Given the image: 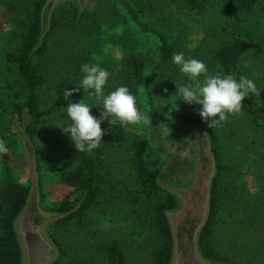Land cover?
Listing matches in <instances>:
<instances>
[{
  "label": "trees",
  "instance_id": "1",
  "mask_svg": "<svg viewBox=\"0 0 264 264\" xmlns=\"http://www.w3.org/2000/svg\"><path fill=\"white\" fill-rule=\"evenodd\" d=\"M45 1L0 0L2 27L6 29L0 31V142L6 151L16 145L14 137H8L12 126L9 115L33 146L36 171L57 173L69 189L60 202L43 209L65 216L48 229L49 238L59 250L54 264H128L123 243L100 242L96 249L90 242L92 231L115 223H121L123 229L132 227L131 236H136L135 241L147 249L149 257L142 264H170L172 258L173 233L168 214L178 208L179 202L174 193L159 184L162 155L166 153L162 146H154L147 133L136 135L128 130L135 125H110L105 119L101 123L105 135L99 147L78 152L57 126L70 123L63 91L79 88L81 65L98 64L97 58L104 51L113 61L107 58L108 64L99 65L110 74L115 73L118 85L128 87L137 98L138 109V92L142 91L149 118L160 131H172L183 122L208 137L215 170L208 191V214L197 243L202 256L225 264H264V257L231 262L216 252L212 240L218 221L220 181L228 170L240 178L241 163L250 159L254 149L233 159L240 167L231 165L232 155L222 150L215 126L210 128L198 113L187 109L169 117L166 104H155L147 76L148 71L164 68L184 48L192 26L201 33L199 45L203 44L212 54L214 74L245 76L247 65H242V61L260 45L256 31L264 30V0H90L80 16L75 5L68 2L54 12L50 30L32 53L38 42L40 11ZM230 11L237 14L235 20L229 18ZM253 13L258 16L251 33L244 21ZM239 17L243 18L238 20ZM119 27L123 33L117 38L113 33L117 35ZM129 28L154 35L160 45L150 53L130 49L125 43L128 39H124ZM110 34L114 36L111 39ZM128 36L132 38L133 34ZM88 91L74 92L71 102L89 101ZM242 104V112L264 132V104L255 94ZM99 111L100 108L95 116L99 117ZM6 151L0 152V264H20L13 222L26 205L30 186L14 178ZM261 159L256 156L254 165L250 163L255 173ZM126 174V181L118 179ZM261 179L258 177V181ZM261 191V186L255 187L249 200L260 202L257 196L262 195L258 194ZM39 197L42 207L44 194Z\"/></svg>",
  "mask_w": 264,
  "mask_h": 264
},
{
  "label": "rangeland",
  "instance_id": "2",
  "mask_svg": "<svg viewBox=\"0 0 264 264\" xmlns=\"http://www.w3.org/2000/svg\"><path fill=\"white\" fill-rule=\"evenodd\" d=\"M217 1L220 3L223 2V0ZM107 6V4L103 6L104 11H106ZM257 16L256 13H253V15L248 16V20L245 19L244 21L246 24L245 27H247L251 33H254L252 23L255 22V17ZM229 18L235 20L237 14L230 11ZM242 18L243 17H239L238 20ZM3 21V16L0 15L1 32L6 30L2 27ZM117 30V35L116 33L113 34L118 38V34L123 33V28L119 27ZM128 34H133V37L128 38L131 37L128 36ZM255 35H258L257 38L260 41V45L247 54L245 60L242 61V65H247V74L245 77L252 79L257 88L261 90L259 94L255 96L259 102L264 104V30H257ZM109 36L110 39L114 37L111 34ZM117 38L114 41H117ZM124 39H128L125 43L130 45V49L142 53H150L160 45L154 35L139 33L138 29L130 30L129 28ZM200 39L201 33L199 28L192 26L191 33L184 43V48L182 47L178 53H184L186 59L196 58L202 60L208 69V73L215 75L212 54L210 50L203 47V44L199 45ZM117 50H119V48ZM119 52L122 55L120 50ZM249 56L251 58L248 59ZM111 57L115 60L114 55H111ZM107 58L111 60L109 54L104 51L101 58H97L98 64L102 66L108 64L106 61ZM114 74L113 72L109 76L104 89L105 94L122 86L121 84L118 85V79H114L117 76ZM147 76L152 85V95L155 98V104H166L169 117H175L186 109L198 113L199 105H188L178 100L179 98L175 96L177 91L175 83L184 84L190 81L184 74L179 72L177 66L172 62L168 63L159 71H148ZM200 79L202 80L203 76H201ZM165 89H167L166 92L164 91ZM141 93L142 91L139 90V109L144 108L145 110L146 99L142 97ZM98 109L99 107L97 106L92 107L91 110L94 111V116ZM145 113L148 114V107ZM5 115L6 114H3L2 116ZM7 116L12 122L8 137L11 139L13 136L16 142L14 148L10 146L8 151L5 150L7 154H9L10 164H8L11 168V173L18 183L31 187L32 179L29 164H32L33 146L29 140L24 139L21 129L15 126L14 118L9 115ZM179 124L180 123H178L176 128L172 131H168L174 132L175 137L166 141H163V139L165 138L164 133L167 132L160 131L157 125L152 123L151 120L148 123L137 124V126H134L135 128H128L129 131H132L136 135H138V132L147 133L150 142L153 143L154 146H162L164 152H166L162 155V165H160L161 173L159 177V184L166 190L175 195H178L181 191L184 192L193 181L194 169L198 171V178L194 187L195 194L191 193L189 195H184V201H181V206L183 205L182 214L176 218L172 216L169 217L172 230H174L184 214L188 213L198 219L204 217L206 208L201 198H207L210 179L214 175L215 170L214 161L206 146L208 140L205 139L202 133L198 139L196 138V140H193L194 135L196 136L197 134V132H194L195 129H189L186 125ZM254 125L255 123L244 113L242 115H229L226 121L222 122L220 125H214L219 143L223 148L222 150L225 152L229 151L230 155H232L231 165L236 164L234 167H240L237 162L233 161L234 158L244 157L246 152L254 149V152L250 155V159H243L244 162L241 163L240 178H237L235 172L228 170L220 181L218 221L212 240L217 250L216 252L227 257L234 263H237V261L243 263L250 258L260 260L264 257V202L261 201V199H264V159L262 157L264 155V132ZM188 129L192 132V135L188 133ZM189 136L193 142L192 144L186 139L190 138ZM196 143H198V147H200V152H198L199 161L195 166L197 158H195L194 155V148H197ZM190 150L192 151L191 153ZM256 156L262 158V161H259V165H257L259 169L257 173L253 170L254 167H250V163L254 165V158ZM169 161H171L172 164H170ZM127 177L128 174L119 176L118 179L125 180ZM258 177L262 178V182L258 181ZM37 183L39 196L40 193L44 194V201L41 207L44 210H46L48 206L60 202L69 192L68 187L60 182L58 174L53 171L41 169L39 173L37 172ZM258 186L262 188V191L258 193L262 195L257 196L260 202L257 201L253 203L250 201L251 199L249 200V197L254 194L255 187L257 188ZM178 205L180 206V202ZM123 228L124 226H122L121 223L103 225L99 229L96 228L95 232L92 231L94 235L91 237L90 242L96 246V249L100 242H121L124 246L123 249L128 264H142L145 262V259L149 257L147 249L142 243L135 241L137 239L136 236H131L130 230H133L132 227L128 229ZM92 229H95V227Z\"/></svg>",
  "mask_w": 264,
  "mask_h": 264
},
{
  "label": "clouds",
  "instance_id": "3",
  "mask_svg": "<svg viewBox=\"0 0 264 264\" xmlns=\"http://www.w3.org/2000/svg\"><path fill=\"white\" fill-rule=\"evenodd\" d=\"M171 62L190 81L184 84L174 82L177 89L175 96L188 105H199L198 115L208 122L210 128L226 121L229 115H242V101L261 91L252 79L243 75L237 78L234 74H209L202 60L186 59L182 52L175 53ZM80 71L82 78L79 88L63 91V97L68 101L66 118L70 123L67 126L57 125L70 138L78 152H91L99 147L105 135V130L101 128L105 119L110 125L150 122L149 115L138 109L137 98L127 86H119L105 94L110 73L104 67L84 63ZM81 89L89 90V101L71 102L73 93ZM93 106L100 108L99 117L91 114ZM5 150L3 142H0V152Z\"/></svg>",
  "mask_w": 264,
  "mask_h": 264
},
{
  "label": "water",
  "instance_id": "4",
  "mask_svg": "<svg viewBox=\"0 0 264 264\" xmlns=\"http://www.w3.org/2000/svg\"><path fill=\"white\" fill-rule=\"evenodd\" d=\"M68 2L75 5L79 16L86 10L87 7H89L90 4V0H46L40 11V33L38 42L33 47L32 53L36 51L39 46H41L45 35L50 30L51 18L54 12L60 6ZM180 124H183V122H180ZM185 125L189 127L187 124ZM189 129L193 128L189 127ZM197 131L202 133L205 139L208 140L207 135L203 131L194 130V132ZM164 134L165 138L163 141L170 140L175 137L174 132H167ZM23 136L25 140H29L26 135ZM207 142L206 146L209 150L210 144L209 141ZM31 163L32 164H29V166L32 180L29 197L25 207L13 222V231L16 235L21 252L20 264H54L59 258V250L49 238L48 229L54 222L65 216L45 212L41 208L34 150L32 151ZM205 221L206 218L204 219V222ZM203 226L204 224L201 225L200 230ZM182 235H173V249L170 264H219L218 262L211 263L206 260L202 256L196 242L189 244L188 247H186L185 242L181 239Z\"/></svg>",
  "mask_w": 264,
  "mask_h": 264
},
{
  "label": "flooded vegetation",
  "instance_id": "5",
  "mask_svg": "<svg viewBox=\"0 0 264 264\" xmlns=\"http://www.w3.org/2000/svg\"><path fill=\"white\" fill-rule=\"evenodd\" d=\"M184 124V123H183ZM185 125V124H184ZM188 133L190 135H192V132L189 131L188 129ZM201 136V133L197 131V134L196 136L194 135V138L193 140H196V138L198 139V137ZM184 137H187V136H184ZM183 137V138H184ZM190 137V136H189ZM187 141L192 144L193 142L191 141V137L190 138H186ZM197 144V148L195 147L194 148V155H195V158L196 159V162H195V166L196 164L198 163L199 161V158H198V152H200V147H198V143ZM193 146V145H192ZM193 181L192 183L190 184V186L184 191V192H180L178 195H175L177 198H178V202H180V206L179 208H177L175 211H172L168 214V219L170 216H172L173 218H176L178 216H180L182 214V206H181V201L183 202V197L184 195H189V194H195L194 192V187H195V184L197 182V178H198V171L196 169H194V174H193ZM210 185V184H209ZM209 191V190H208ZM202 201L205 203V215L203 218H194L193 216H191L190 214H184L181 219L179 220V222L177 223L176 227L174 228V230H172L173 232V235L175 234L177 236V234H183L181 239H183V242H185V245L186 247H188L189 244H192L194 242L198 243V237H199V233H200V228H201V225L204 224V219L207 217V214H208V195H207V198L204 199V198H201ZM178 243V241H177ZM206 259V258H205ZM207 260V259H206ZM209 261V260H208ZM211 263H216V262H212L210 261ZM219 264H225L223 262H218Z\"/></svg>",
  "mask_w": 264,
  "mask_h": 264
}]
</instances>
